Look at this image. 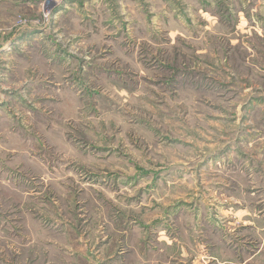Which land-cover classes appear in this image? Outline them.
<instances>
[{"label": "rangeland", "instance_id": "rangeland-1", "mask_svg": "<svg viewBox=\"0 0 264 264\" xmlns=\"http://www.w3.org/2000/svg\"><path fill=\"white\" fill-rule=\"evenodd\" d=\"M0 264H264V0H0Z\"/></svg>", "mask_w": 264, "mask_h": 264}, {"label": "bare ground", "instance_id": "bare-ground-1", "mask_svg": "<svg viewBox=\"0 0 264 264\" xmlns=\"http://www.w3.org/2000/svg\"><path fill=\"white\" fill-rule=\"evenodd\" d=\"M61 0H58V2H60ZM56 2V1H55Z\"/></svg>", "mask_w": 264, "mask_h": 264}]
</instances>
